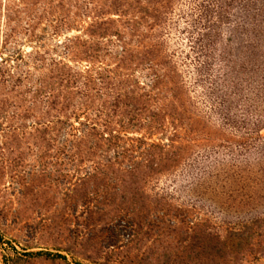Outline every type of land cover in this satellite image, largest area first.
<instances>
[{
	"label": "rangeland",
	"instance_id": "obj_1",
	"mask_svg": "<svg viewBox=\"0 0 264 264\" xmlns=\"http://www.w3.org/2000/svg\"><path fill=\"white\" fill-rule=\"evenodd\" d=\"M0 264H264V0H0Z\"/></svg>",
	"mask_w": 264,
	"mask_h": 264
}]
</instances>
